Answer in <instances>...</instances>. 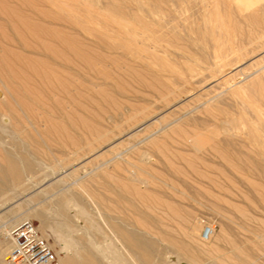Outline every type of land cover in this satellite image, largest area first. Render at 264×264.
I'll return each mask as SVG.
<instances>
[{
    "label": "rangeland",
    "instance_id": "1",
    "mask_svg": "<svg viewBox=\"0 0 264 264\" xmlns=\"http://www.w3.org/2000/svg\"><path fill=\"white\" fill-rule=\"evenodd\" d=\"M1 128L0 264L25 215L79 264H264V0H0Z\"/></svg>",
    "mask_w": 264,
    "mask_h": 264
},
{
    "label": "bare ground",
    "instance_id": "2",
    "mask_svg": "<svg viewBox=\"0 0 264 264\" xmlns=\"http://www.w3.org/2000/svg\"><path fill=\"white\" fill-rule=\"evenodd\" d=\"M226 15V14H225ZM251 15V14H250ZM259 15V14H258ZM227 17V16H226ZM225 18V17H224ZM251 19L250 20H256L257 19V16H251L250 17ZM247 19V18H246ZM249 19V18H248ZM232 21V20H231ZM249 21V20H248ZM253 21V22H254ZM252 22V21H251ZM232 23H233V21H232ZM226 24H228V23H226ZM237 24V23H236ZM232 25V24H231ZM251 25V24H250ZM211 26V25H210ZM228 26V25H227ZM240 27H241V25H239ZM255 26V25H254ZM258 27V26H257ZM256 27V28H257ZM235 28V27H234ZM231 29V28H230ZM236 29V28H235ZM237 29H239V28H237ZM242 29V28H241ZM240 29V30H241ZM204 30V29H203ZM257 30V29H256ZM227 31V30H226ZM234 31V30H233ZM206 32H208V31H206ZM239 33H241V32H239ZM199 35V34H198ZM211 35H213V40H212V44H211V49H212V56L214 57L213 59H211V60H213V62H214V64L215 65H217V66H219V67H226V66H228V65H232V64H235V63H238L239 61H241V60H243L249 53H253L256 49H257V47H255V46H250V47H247L244 43H243V41H241V42H239L238 43V38L236 39L237 41L236 42H234V40L233 39H231L229 36L230 35H227L226 36V38H223V39H221L222 38V36H215L214 34H213V31L211 32ZM241 35V34H240ZM254 35V34H253ZM242 36H243V34H242ZM251 36V35H250ZM256 36H257V34H256ZM259 36H260V34H259ZM258 36V39L261 37H259ZM253 37H255V36H253ZM241 38V37H240ZM243 38V37H242ZM250 38V37H249ZM252 38V37H251ZM224 39H226V40H224ZM255 40H256V38H255ZM254 40V41H255ZM195 41V40H194ZM247 41V40H246ZM252 39L250 40V42L249 43H252V42H254ZM261 41V40H260ZM257 42V41H256ZM255 42V43H256ZM262 42V41H261ZM258 43V42H257ZM258 44H260V42L258 43ZM249 45V44H248ZM261 46V45H260ZM259 48V47H258ZM208 52V51H207ZM208 57V56H207ZM211 67V66H210ZM200 75V74H199ZM149 82V81H148ZM189 82V81H188ZM172 83V82H171ZM150 84H151V82H150ZM175 86H178V85H175ZM153 87H155V86H153ZM178 88H179V86H178ZM155 89H157V88H155ZM154 89V90H155ZM176 89V88H175ZM173 90V89H172ZM157 92V91H156ZM248 95H250V94H248ZM248 98V97H247ZM2 109V108H1ZM216 109V108H215ZM219 110H221V109H219ZM223 111V110H222ZM4 112V116H5V110L3 111ZM232 112V111H231ZM217 113H218V111H217ZM220 114V113H219ZM216 115V114H215ZM3 116V117H4ZM213 116V115H212ZM3 117H2V119H3ZM217 117H220V116H216V118ZM225 117H227V115L225 114ZM233 119V118H232ZM225 122V121H224ZM223 122V123H224ZM225 124V125H224ZM223 125H222V127H225V126H227V129L230 127V128H233L234 126H235V124H237L234 120H230V118H229V120H227L226 119V122L224 123ZM227 124V125H226ZM195 126V132H194V135H193V137H192V140H193V144L196 146V147H199L200 145H201V143H202V140H203V137H202V134H201V127H199V126H197V125H194ZM229 126V127H228ZM237 126V125H236ZM204 127V126H203ZM5 128V127H4ZM226 128V127H225ZM229 128V129H230ZM2 128L0 129V144L2 145V143H3V140H2ZM4 130V129H3ZM4 144V143H3ZM0 145V146H1ZM7 146V145H6ZM5 152H7V151H5ZM6 154V158L7 159H9V158H11V159H13V160H15L13 157H12V155H10V153L9 152H7V153H5ZM19 159V158H18ZM11 165H10V168H11V170H14L15 169V164L13 163V161L11 160V163H10ZM21 164V163H20ZM22 169H23V166H22ZM5 172V171H4ZM23 173H25L24 171H23ZM8 179H9V177H8ZM10 180L12 181V179L10 178ZM5 181H4V178H3V173H0V188H1V186L2 185H4L3 183H4ZM13 182V181H12ZM6 184V183H5ZM13 185V184H12ZM15 185H13V186H11L9 189L11 190V191H13L14 190V188L16 187H14ZM6 189H8V188H6ZM62 200H64L63 198H61ZM62 200H60V201H62ZM65 200H69L70 202L72 201V204H74L75 206H78L79 207V210L80 211H83L84 210V208H82L81 207V205L79 204V202L77 201V199L75 198V197H65ZM59 201V200H58ZM69 201H66V203L67 202H69ZM63 202V201H62ZM59 204H61L60 202H58ZM83 212H85V211H83ZM67 214V213H66ZM85 214L88 216V213H86L85 212ZM48 215V214H47ZM99 215V214H98ZM100 216V215H99ZM60 218V217H59ZM25 219H29V216H26L25 215V217H23V219H21V220H25ZM21 220H19L18 222H20ZM61 220V219H60ZM58 221V220H57ZM18 222H16V224L18 223ZM105 223V222H104ZM16 224H14V225H16ZM41 225H40V227H41V231L44 233V234H46L45 236H50V235H52L53 237H54V243H58L59 244V251H62L63 252V255L60 257L61 258V261L63 262V264H79V262L77 261V259L75 258V257H73L71 254H65V250H67L68 249V247H69V245H71V244H74L75 243V241H73V240H71V239H69V238H67V237H65L63 234H62V232L58 229V224L59 223H56V224H51V223H49L46 219H44V220H42L41 221V223H40ZM13 225V226H14ZM89 226H91V224L89 225ZM5 229H6V225H4L3 226ZM213 228V227H212ZM9 229V228H8ZM112 230H113V232L116 234V236H118L120 239H122V241H126V243H128L130 246H129V250L130 251H133L132 250V248L131 247H135L136 249H138L139 247H140V244H139V239L138 238H136L133 234H131V233H127L126 232V235H125V233H124V230L121 228V226L120 225H117L115 228H112ZM5 231H7V230H5ZM88 244L91 246V247H94L95 249H96V251H97V254L99 255H104V253H105V249L104 250H102V251H99L98 249H97V247H96V245H95V243H96V239L93 237V235H92V233H90L89 235H88ZM7 251V250H6ZM1 250H0V254H1ZM6 253V252H5ZM97 254H95L94 252H92L91 250H89V248L88 249H86V264H104L101 260H100V258L98 257V255ZM4 260H5V257H4ZM6 262V261H5ZM2 263V264H7V263Z\"/></svg>",
    "mask_w": 264,
    "mask_h": 264
},
{
    "label": "built area",
    "instance_id": "3",
    "mask_svg": "<svg viewBox=\"0 0 264 264\" xmlns=\"http://www.w3.org/2000/svg\"><path fill=\"white\" fill-rule=\"evenodd\" d=\"M210 229L205 232L208 234ZM7 264H63L59 253L37 223L25 219L6 231Z\"/></svg>",
    "mask_w": 264,
    "mask_h": 264
}]
</instances>
